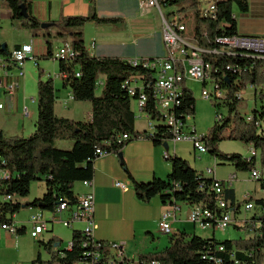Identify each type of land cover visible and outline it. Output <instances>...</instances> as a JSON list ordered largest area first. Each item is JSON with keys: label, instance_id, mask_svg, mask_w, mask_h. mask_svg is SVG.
Here are the masks:
<instances>
[{"label": "trees", "instance_id": "obj_1", "mask_svg": "<svg viewBox=\"0 0 264 264\" xmlns=\"http://www.w3.org/2000/svg\"><path fill=\"white\" fill-rule=\"evenodd\" d=\"M89 1L91 14L62 17L49 25L50 29L56 30L53 34L42 33V24L33 13V0H0V5L19 30H27L33 37L45 39L47 53L36 57L38 62L56 59L52 38L71 45L73 55L58 59L60 74L64 75L60 80L63 87L70 90L75 102L92 105L91 115L86 120L58 116L55 112V79L45 78L39 69L35 131L28 137L8 136L0 128V224H13L14 216L29 208L50 213L52 218L48 222L55 223L62 203L73 205L77 202L75 185L94 179L95 162L101 158L100 152L120 158L133 182L137 198L144 203L159 197L165 205H199L212 211V217L206 221L216 224L223 214L218 208L221 199L231 210L235 205L254 201L258 213L251 220H246L245 225L251 236L220 240L215 236L206 239L181 232L173 235L169 246L162 251L132 259L125 255L123 261H117L111 251L116 243L97 240L95 236L74 228L70 247L62 246V240L55 236L40 242V246L50 254L48 264H110L112 260L114 264H264V198L251 196L244 203L237 202L234 190L228 189L225 182L206 177L188 160L169 152L165 154V160L170 164L171 172L165 179L153 176L147 181L139 180L128 170L123 156L127 145L147 138L154 146H163L174 139V132L156 109V72L148 67L147 59H140L134 65L119 58L97 57L88 51L84 27L87 24L108 26L117 21L99 17L94 12L96 0ZM158 1L162 10L167 11L166 17L190 9L195 11L194 29L189 37L201 49L202 59L213 67L215 90L223 93L221 99L212 101L217 120L208 133L201 135L199 142L219 164H229L243 173H251L258 168L264 171V52L239 47L231 49L225 41L239 34L221 27L222 7L235 4L241 12L247 13L249 0L218 1L214 3L215 14L204 13L199 0ZM181 26L185 27L182 22H175L176 31ZM0 52L6 56L12 54L8 47L3 49V46H0ZM250 86L255 91L254 105L250 112H246L240 109L239 103L245 100L244 92ZM180 95L173 112L185 126L187 120L195 116L196 100L185 83ZM143 96L147 101L143 112L158 123L151 135L135 128L134 104ZM125 135L128 140L123 139ZM225 141L251 146L255 155L246 158L237 153H223L219 148ZM57 142L71 143L66 148H58ZM37 181L45 182V194L22 202L21 199L30 195L31 186ZM260 181L264 190V178ZM215 183L223 187L221 194L214 190ZM18 233L24 234L25 228H18ZM32 264H45L41 254Z\"/></svg>", "mask_w": 264, "mask_h": 264}, {"label": "crops", "instance_id": "obj_2", "mask_svg": "<svg viewBox=\"0 0 264 264\" xmlns=\"http://www.w3.org/2000/svg\"><path fill=\"white\" fill-rule=\"evenodd\" d=\"M103 1L109 3L111 7H103ZM142 1L143 0H96L94 12L99 17L113 18L117 19V21L108 26H96L94 24H87L85 26L84 32L87 30L86 36L88 34L87 38L89 41L88 43L85 41L88 51L92 55L101 58H119L121 60L154 58L151 54L148 56L146 54L142 55L138 49L140 47H144L145 41L149 42L155 38H158L163 43V16L167 15V11L162 10L161 12L156 7H141ZM218 1L227 0H208L206 1V5L217 3ZM118 2L122 4H119ZM203 8L204 7H201V9ZM33 13L42 24V33L47 32L54 34L56 30L49 28L51 23L58 22L64 16H87L92 13V7L89 0H33ZM220 14L222 17V29L237 32L239 34V38L253 39L257 43L264 44V0H249V10L247 13L241 12L235 4H232L222 7ZM154 15L159 18V25L147 20L148 17L152 18ZM0 29V38L2 39V37H5L7 39L3 40L5 41L3 45H6L9 50L12 49L10 51L28 45L33 47L32 59L37 64L38 68L36 70H38L39 80V69H41V65L39 64L40 61L38 62L35 58L43 56L47 53L45 39L42 36L35 38L27 30L19 31L10 20L6 9L1 5ZM183 36L188 40V43L191 46H196L195 42L189 37V32H186ZM53 61L55 63L48 66L47 70H43L45 78L53 77V73H56V75L59 76V61L57 59H53ZM15 70L16 68L12 67L10 72L12 76L17 75L18 70ZM61 88L63 89V92H60L59 97L58 92L61 91ZM250 88L252 89L251 86ZM56 89L57 101L55 105V112L58 116L76 120L73 116H70L71 109L69 110V108L71 105H80L86 113H88V117H90L92 105L89 102H75L71 96L70 90L63 87L62 81L61 87L59 88L56 86ZM254 93L255 91L249 98L252 106L254 105ZM248 95L249 94L246 90L244 92L245 100H247ZM1 102L5 104V113L19 112L22 105H24L27 107L25 110L28 111V115L26 116H29L32 119L36 118L35 121H37L38 103L37 112L35 109L32 111L29 110V107L27 106L28 99L24 96V93L22 95L19 92L13 102H10L5 94L2 93ZM135 107L137 110L136 105ZM251 110V108H247L246 112H250ZM139 120L145 122V116ZM138 123L139 121L136 120V131L145 132V128H139ZM2 124L5 128L7 127L5 123L2 122ZM21 126L22 124H18L16 130L15 127L12 128L11 126H8L7 128H12L14 131L12 132L13 135H19L17 134V131H19V133H25V126L22 128ZM1 129L3 130V128ZM34 131L35 124L33 130L29 131L30 134L25 137L30 136ZM167 152H169V154L173 153L185 158L190 162L193 168L202 172L208 178H215L216 180L223 181L225 183L232 179L231 184L228 185L227 188L233 189L236 201L241 202L238 198L236 189L233 187L234 182L238 179L240 173H238L235 168L229 164H219L214 157H212V160L215 161V164L213 163V166L208 168L212 170V173L210 174L205 171L203 167L200 169L198 168V164H200L205 158L204 155L196 154L193 155L192 158L190 155L182 154L176 144H174L173 149L169 145L168 149H165L163 146H154V144L147 138H142L127 145L123 150V156L128 170L139 180L147 181L153 176L165 179L170 174L171 166L165 160V154ZM253 152V149L249 146L248 151H246L243 156L250 158L253 155ZM192 159L195 163L192 162ZM219 166L228 168L229 178H223L220 176V172L226 169H221ZM116 182L124 183L126 185V189L122 190L117 188L115 186ZM78 184H80V187L77 188L75 185L74 188L76 195H83L92 192L95 196L94 221L97 227L95 230V238L97 240L123 245V250L124 253L126 252L125 255L127 257L137 258L141 254L162 251L169 246L171 237L181 232H185L188 235L196 234L203 237L198 230L200 228L189 221L191 206L185 203H177L174 205L180 207V211L176 214V220H171L173 234L168 236V241L165 239V234H163L160 229L155 235L154 229L159 226V222L162 219L163 214L167 210L171 209V205H165L159 197L154 198L150 203L140 201L136 196L133 182L126 169H124L121 165L120 158L117 155H108L95 162V175L92 187H85L82 183ZM251 196L254 195L246 192L243 200H245L246 197L250 198ZM257 196L258 197L254 198L263 199L264 191ZM242 206L240 207V211H243ZM37 211L40 213V210ZM45 213H43V215ZM243 213L245 212L243 211ZM243 213L240 215L238 214L237 218L239 219L236 221L234 226V228L239 231L247 229L245 226L246 220H251L255 214L258 213V210L256 209L250 217H247V215ZM18 216L19 215H15L14 218L16 217L17 219ZM51 217L52 215L50 214V217L47 219L44 215V218L47 220L51 219ZM15 223L18 228L23 225V223L18 222V219ZM82 227L83 225L80 224L76 225L74 228L82 230ZM24 228L26 233L27 228ZM144 231L148 232L150 236L143 237ZM46 232L52 233V235L47 239L53 236L58 237L54 234V223L50 228H47ZM216 232L217 231L212 234L215 237ZM44 234L45 232L40 236V241L47 240L45 239ZM13 235L15 234L0 230V247L3 241H12ZM217 239L223 240L222 238ZM71 240L72 238L69 240V245ZM131 251L134 252L132 257L130 256Z\"/></svg>", "mask_w": 264, "mask_h": 264}, {"label": "built area", "instance_id": "obj_3", "mask_svg": "<svg viewBox=\"0 0 264 264\" xmlns=\"http://www.w3.org/2000/svg\"><path fill=\"white\" fill-rule=\"evenodd\" d=\"M141 7L158 8L162 12V8L158 0H143ZM204 13L215 14L216 6L214 3L209 4L206 8L202 9ZM163 43L165 46L166 54L162 58H141L147 59L148 67L152 68L156 72V78L154 82V100L156 109L161 115L162 120L172 128L174 132V144L180 142H190L193 144V148L200 154L208 153L205 146H203L199 140L201 135L198 136L195 127L189 131L184 132V126L180 121L175 118L173 108L178 102V97L181 92L182 85L187 79L201 81L204 88L202 91L203 98L208 101H215L223 97V93L215 90L213 79H212V65L199 58L200 48L197 46H191L188 40L183 36L187 31H176L175 22L184 23V19L181 14L175 13L170 17L163 16ZM228 47L232 48H246L247 50H254L258 52H264V44L257 43L253 39L235 37L225 41ZM196 45V44H195ZM33 47L23 46L18 50H13L9 56L4 55L0 52V110L5 109V104L1 102L2 93L5 94L10 102L17 97L20 92L21 82L24 79L23 69L25 62L32 58ZM73 55L71 45L65 44L56 51V59L58 60L64 56ZM140 59L128 60L134 65ZM12 67L18 70L16 76L10 74ZM59 79L64 78V75L59 73ZM206 83V84H205ZM207 85L211 87L209 90ZM181 96V95H180ZM146 98L143 96L142 99L137 103L136 120L142 119L145 116L147 120V135H151L155 132V124L152 118L144 113L142 108L146 106ZM26 115L28 111L26 110ZM187 124V123H186ZM124 140H128L129 137L125 135ZM100 157L107 156L104 153H100ZM255 155V153H252ZM208 173H212L211 169L207 170ZM264 178V171L261 169H255L251 172V179L254 181H260ZM231 180L225 183L226 186L231 184ZM85 187H92L93 180H87L82 182ZM115 186L122 190L126 189V185L122 182H116ZM214 190L221 194L223 187L219 183H215ZM245 199H248L247 197ZM176 205V204H174ZM171 205V209L167 210L162 219L159 222V229L165 235H172L171 220H176V214L180 211V207ZM241 206L235 205L231 210L229 205L224 200L218 201V208L223 211L222 218L218 219L216 224H212L210 221H206L207 218L212 217V211L203 209L199 205L191 206L189 213V221L198 226L201 230L225 231L228 228L235 226L238 220V214H242L240 211ZM237 210L240 212L237 213ZM256 211V205L254 202L246 203L244 206V212ZM95 212V196L94 193L89 192L83 195H78L77 202L75 204L62 203L58 210L57 215H63L60 218V222L67 227L74 229L76 225L82 224V231L90 236H95L96 223L94 221ZM29 223L33 226L31 237L39 239L40 236L47 231L48 221L45 220L43 212L40 211L35 216H32ZM0 230L8 231L10 233H18V226L14 222L13 224H0ZM70 247V245H69ZM111 251L113 252L117 261H123L125 253L123 245L115 244L112 245ZM110 264H114V261ZM116 264V263H115ZM122 264V263H120ZM133 264V263H132Z\"/></svg>", "mask_w": 264, "mask_h": 264}, {"label": "rangeland", "instance_id": "obj_4", "mask_svg": "<svg viewBox=\"0 0 264 264\" xmlns=\"http://www.w3.org/2000/svg\"><path fill=\"white\" fill-rule=\"evenodd\" d=\"M199 1H200V9L201 7L206 8L209 5V4L206 5V1L208 0H199ZM118 3L122 4L120 2ZM102 6L111 7L109 3H107L106 1L102 2ZM180 14H181V17L184 19L183 20L184 23L182 24L186 27V31L189 32V34L191 35L194 29V23L196 19L195 11L190 9L189 11L180 13ZM147 20H150L153 23H156L157 25H159V21H160L159 18L156 17V15H154L152 18L148 17ZM86 31L84 32L83 30V32L85 33L84 40L88 43L89 42L87 38L88 34L86 36V33H87ZM0 34H1V29H0ZM3 40H7V39L5 37H2V39L0 38V45L4 44L5 41ZM51 42L53 43V47L55 51H57L59 48L67 44L64 40L60 41V39H54V38L51 39ZM138 50L142 55L146 54L148 56L149 54H151L154 56V58H162L165 56V53H166L163 43L158 38H155L154 40H151L149 42L145 41L144 47H140ZM52 63H55L53 59L52 60H41L39 62V64L41 65L40 68L42 71L47 70L48 66H51ZM37 68H38L37 64L32 58L25 62V67L23 69L24 79L21 82V88L19 90L20 93L22 95L24 93V96L28 99L27 106L29 107V110L32 111L35 109L36 112H37V97H38V81H37L38 80V70H36ZM52 76L55 79V85L60 88L61 81L59 77L56 75V73H53ZM185 85L189 89H191V91L193 92L194 98L196 100V112H195L194 117H191L187 120L186 127L184 128V132L185 133L189 132L194 126L198 136L208 133L213 128L217 120L216 108L214 107L213 102L205 100L203 98L202 91H203L204 86L201 81H196V80H192L189 78L185 82ZM207 87L209 90L211 89L209 85H207ZM60 92H63L62 88H61V91L58 92L59 97H60ZM253 92H254L253 89H251L250 87L247 88V93L249 94L247 96V100H243L239 103L240 109L242 111H245L247 108L252 109L253 106L249 98H250V95L253 94ZM134 105H137V103H135ZM25 108L27 107L22 105L19 112H14V113H10V112L5 113L6 111L3 110L4 111L3 112L0 110V127L3 128L5 134H7L8 136L13 135L12 132L14 131L12 130V128L15 127V130H16L18 124H22L21 128L25 126V131H24L25 133H19V131H17L18 132L17 134L19 135L23 134V136L30 134L29 131L33 130L34 124L36 122L35 121L36 118L32 119L31 117L26 116ZM134 108L136 109L135 106ZM69 110H70V116H73L76 120H86L88 118V113H86V111L80 105H76V106L71 105ZM138 121H139L138 127L141 129L145 128L146 130L145 132H148L147 120H144L145 122H142V120H138ZM2 122L5 123L7 127L11 126L12 128H7V127L5 128ZM153 122L155 126L156 125L158 126V123L156 121H153ZM70 143L71 142H57V147L66 148L68 147ZM168 145L171 146L173 149L174 143L172 140L168 142ZM176 145L182 154L190 155L192 156V158H193V155H196V154L205 156L204 160L200 164H198L199 169L203 167L204 170L207 171L208 168L213 166V163L215 164V161L212 160V156L209 153L200 154L199 152L194 151L193 144L190 142H180L179 144L177 143ZM220 147L222 149L221 148L219 149L223 153H237V154L245 155V152L248 151L249 146L244 145L240 142L225 141L220 144ZM171 155H173V153H171ZM192 162L195 163L193 159H192ZM221 169H226V170H222L220 172V176L223 178H229V171L227 170L228 168L221 167ZM238 173H240V175L238 176V179L234 182L233 187L236 189L238 198L242 203H244L243 197L246 192H249L251 195H254L253 197H258L257 195L262 193V191H264L261 188V181H254L251 179V173H243V172H238ZM76 186L78 188L80 187V184H76ZM45 192H46L45 182L43 181L34 182L31 186L30 195L24 199H21V201L28 202L36 198H41L45 194ZM244 206L245 205L243 204L242 206L243 211H244ZM37 210L38 209H33V208L23 209L18 214L19 215L17 218L18 222L23 223L21 227H26L27 232L24 234L15 233V235H13L12 241H3L1 243L0 264H32L33 261H35L38 258L39 254H41L42 260L45 261V264H48L47 260L50 259V254H48L40 246L41 239H35L31 237L30 235L33 226L29 223V221L33 215L38 213ZM252 213L253 212H248V213H243V214H246L247 217H250ZM44 215L47 219L50 217L49 213H45ZM61 217H64V214L58 215V218L55 220L54 234L57 235L59 238H61V240H63L62 246L69 247L68 243H69V240L72 238V230L71 228L65 227L62 224V222H60ZM17 219L15 217L14 222H16ZM47 219L45 220L48 221ZM51 225H52L51 223H48L47 228H50ZM198 230L200 234H202L203 238L208 239L213 236L212 235L213 231L211 230H201V229H198ZM158 231H159V226L156 229H154V234L156 235ZM44 235H45V239H47L49 236L52 235V233L45 232ZM148 236H150V234L144 231L143 237H148ZM250 236L251 234L247 229L239 231V230H236L234 226L228 228L225 231L216 232L217 238L228 239V240L248 238ZM164 237L168 241V235H165ZM133 254L134 252L131 251L130 256L132 257Z\"/></svg>", "mask_w": 264, "mask_h": 264}, {"label": "water", "instance_id": "obj_5", "mask_svg": "<svg viewBox=\"0 0 264 264\" xmlns=\"http://www.w3.org/2000/svg\"><path fill=\"white\" fill-rule=\"evenodd\" d=\"M23 14H24V15L26 14V11H25L24 8H23ZM5 47H6V45H3V49H4ZM251 51H254V50L252 49ZM254 52H256V51H254ZM151 60H154V59L151 58ZM163 147H164L165 149H168V143H165V144L163 145Z\"/></svg>", "mask_w": 264, "mask_h": 264}, {"label": "bare ground", "instance_id": "obj_6", "mask_svg": "<svg viewBox=\"0 0 264 264\" xmlns=\"http://www.w3.org/2000/svg\"><path fill=\"white\" fill-rule=\"evenodd\" d=\"M179 31H185V27H181V28L179 29ZM201 53H202V51H199V58L202 59ZM137 67H138V66H137Z\"/></svg>", "mask_w": 264, "mask_h": 264}]
</instances>
